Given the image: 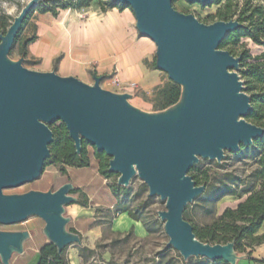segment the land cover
<instances>
[{
  "label": "water",
  "instance_id": "1",
  "mask_svg": "<svg viewBox=\"0 0 264 264\" xmlns=\"http://www.w3.org/2000/svg\"><path fill=\"white\" fill-rule=\"evenodd\" d=\"M211 4L213 0H186ZM43 0H31L6 34H0V224L11 226L38 217L44 234L58 253L81 237L67 230L65 207L77 203L69 182L57 191H30L5 195L37 181L50 158L54 134L61 122L77 154L83 143L104 153L117 185L128 188L138 177L151 198L159 197L166 210L158 212L168 245L184 260L205 258L238 264L245 258L234 242L225 245L200 241L184 214L206 186L189 175L200 159L221 164L226 152L238 153L264 137V128L246 118L254 108L244 91L239 70L242 56L220 49L228 35L243 28L238 20L207 25L173 7V0H113L130 8L139 33L157 48L156 67L181 87L178 103L164 111L146 113L133 106L128 93L101 87L103 77L90 86L75 77L24 67L25 58L10 59L23 24ZM31 235L27 231H0L1 264L23 254Z\"/></svg>",
  "mask_w": 264,
  "mask_h": 264
},
{
  "label": "rangeland",
  "instance_id": "2",
  "mask_svg": "<svg viewBox=\"0 0 264 264\" xmlns=\"http://www.w3.org/2000/svg\"><path fill=\"white\" fill-rule=\"evenodd\" d=\"M30 1L31 0H0V20L3 17H10L14 21ZM226 1L227 0H221L220 5L208 4L203 6L201 4H190L186 0H173V7L183 14L194 15L200 22L210 25L218 21L217 12ZM93 3L110 4L113 3V0H94L91 5ZM79 4H81V0H43L25 25L21 34V40L36 35L33 21L36 20L37 16L43 14L41 13L42 9H56L58 12L64 10V7L75 9ZM238 5L241 6L242 2L238 1ZM127 9L132 12L130 8ZM233 20H236V17ZM13 21L11 22L13 23ZM2 33L3 30L0 29V34ZM241 44H245V50H249L253 56L258 54L259 50H263L256 47L250 39L242 40ZM18 50L19 46H16L15 50L11 52L9 56L11 60L19 61L23 58ZM236 51L239 52L240 49L237 48ZM24 67L29 70L38 71L37 64L28 60V57L25 58ZM165 76L168 78L167 74H165ZM94 83L95 77L94 80L86 84L93 86ZM101 87L107 90L103 87L102 82ZM134 95L139 96L141 92L134 90ZM151 99V97L142 96V101L137 102L132 95L129 102L143 112H159ZM51 126L53 129H59L62 123L57 122ZM87 152L91 167L83 169L86 170L84 171L85 173L80 172V169L57 162V154L51 153L37 181L17 188L5 189L3 193L5 195H20L34 190L44 192L51 190L55 192L64 184L69 182L73 183L81 179L83 182L82 186L85 187V191L88 192V185L90 184V193H97L98 200L103 204L93 208L95 211L92 213L93 219H90V250H93L94 254H84L82 264H164L166 262H175L176 264H211L207 259L203 258H190L184 260L175 249L168 245L169 238L165 233L164 223L158 217V212L166 210V204L164 201H161L159 197L151 198L148 188L145 187L143 181L138 177H135L130 183L129 188L132 189V198L127 202L126 206L134 211L139 205L147 204V208L144 211L145 217L156 224L157 230L155 234L146 238L140 239L133 236L132 229H129L124 223L125 219H119V213L117 212L118 207L115 206L111 210L108 209L105 196L103 195L107 192V188H111L118 180V175L106 179L100 173L101 166L107 164L110 158L106 156L104 161L97 159L95 148L91 145H87ZM246 153L247 152L243 150L238 153L226 152V157L221 163L223 166L222 168L217 167L216 161L204 160L201 158L199 164L196 165L200 169L198 173L202 174V172L206 170L209 171L211 181L214 183L218 182L226 172H233L241 178H247L258 169V166L256 161L250 160ZM64 172L67 174L65 175ZM189 175H196V173L191 172ZM72 196L77 200L78 198L85 200L87 195L79 197L77 195ZM244 200L245 198L238 199L236 197H226L214 205L196 201L188 205L186 214L196 226L201 228L209 225L214 219L220 216L225 209L235 208ZM74 208L75 207L72 205L65 207L64 216L70 219L67 230H70L74 225ZM44 227L45 222L38 217H31L26 222L11 226L0 224V231H27L31 235L30 239L25 243L24 253L21 255L14 254L12 260L16 263L19 261L27 262L41 246L49 243L48 238L44 234ZM78 248V244H73L66 248L65 257L68 264H71L70 255L75 253L76 250H79ZM250 251L251 249L247 250V252ZM80 253L82 255L81 250ZM242 255L245 256V258L241 259L238 264H259L252 261L251 257L247 254ZM252 258L264 260V244L255 249Z\"/></svg>",
  "mask_w": 264,
  "mask_h": 264
},
{
  "label": "trees",
  "instance_id": "3",
  "mask_svg": "<svg viewBox=\"0 0 264 264\" xmlns=\"http://www.w3.org/2000/svg\"><path fill=\"white\" fill-rule=\"evenodd\" d=\"M94 0H81V4L74 10H80L90 7ZM238 1L242 5H238ZM213 5H220L221 0H213ZM103 11L113 9L115 7L125 8L114 3L100 4ZM64 10L68 8L64 7ZM41 13H53L57 15L56 9H42ZM32 16H29V18ZM218 21H231L236 17L243 28L236 30L227 36L220 45V49L229 51L234 56H242L243 60L240 66V76L244 81V91L250 96L251 103L254 108L253 112L247 116V120L259 127L264 128V52L259 56L251 55L249 50H245V44H241L244 39H250L255 45L264 48V0H227L217 12ZM29 18L23 24L22 30L17 37L12 51L19 46V53L22 57L27 58L29 46L36 41L37 36L34 35L27 39L21 40L22 31L27 24ZM12 18L3 17L0 20V29L6 34L8 28L12 24ZM237 48L240 49L237 52ZM154 104L158 111H164L169 107L178 103L181 97V87L173 82H169L163 89L156 92ZM54 141L50 145V152L57 154V162L68 165L69 167L83 169L90 167V161L87 152V143H83L82 152L77 154L74 142L70 139L66 127L62 124L61 128L53 129ZM247 152L250 160L256 161L258 169L249 177L241 178L233 172H226L222 178L214 183L211 181L209 171L199 174V167L194 166L191 175L197 186H206L205 192L196 198L194 202L201 201L203 203L216 204L226 197H236L244 199L235 208H227L224 212L214 219L209 225L198 227L188 217L185 211L184 218L194 228L197 238L208 244H228L234 242L235 250L240 254H247L252 261L264 264V260H256L252 258L255 249L264 244V137L255 141L252 146H241L240 151ZM96 151V150H95ZM97 159L104 161L106 155L96 151ZM109 161L103 164L100 169L101 175L108 179L115 174L108 171ZM222 168L221 164H216ZM66 175L67 173L64 172ZM147 188V186L145 185ZM112 192L117 200L116 206L118 213H127L130 218L135 221H144L146 218L144 211L147 204L139 205L136 210L129 209L126 204L132 198V189L120 187L115 183L111 186ZM80 190L75 189L73 194ZM79 205L88 207V201H79ZM188 207V206H187ZM187 209V208H186ZM144 224H147L144 221ZM153 231H156V224L153 223ZM151 232V228H147ZM74 232L73 230H70ZM251 249L250 252H247ZM66 250V249H65ZM65 250L60 255L57 248L47 243L40 249V259L37 264H68L65 257ZM84 254H94L93 250L87 248L81 249ZM205 259V258H203ZM208 260V259H207ZM211 264H227L223 260L210 261ZM164 264H176L175 262H166Z\"/></svg>",
  "mask_w": 264,
  "mask_h": 264
},
{
  "label": "crops",
  "instance_id": "4",
  "mask_svg": "<svg viewBox=\"0 0 264 264\" xmlns=\"http://www.w3.org/2000/svg\"><path fill=\"white\" fill-rule=\"evenodd\" d=\"M135 19L134 13L127 8L118 6L103 11L99 3L80 10H61L57 15L43 13L33 21L37 39L28 48V60L36 63L40 72L54 71L62 77H75L86 83L96 76L103 77L102 84L107 90L131 94L137 102L142 101V96L151 97L154 103L156 92L170 80L156 67V45L139 33ZM256 47L263 49L255 54L259 56L264 48ZM134 90L140 91L141 95H134ZM83 169L80 172L85 173ZM72 184L80 190L73 195H87L85 200L88 201V207L78 204L85 201L81 198L71 204L75 207V215L70 230L74 232L69 231L81 237L82 245L70 255V259L71 264H82L84 253L81 255L80 250L91 249L90 219H93V208L103 203L98 200L97 193H90V184L88 192L85 191L82 179ZM103 195L107 208L113 209L117 200L112 189L107 188ZM120 218L125 219L124 223L132 229L135 237L141 239L156 233L148 218L143 219L147 226L144 221L133 220L127 213H119ZM148 227L151 232H148ZM40 249L27 262L11 260V264H37Z\"/></svg>",
  "mask_w": 264,
  "mask_h": 264
},
{
  "label": "built area",
  "instance_id": "5",
  "mask_svg": "<svg viewBox=\"0 0 264 264\" xmlns=\"http://www.w3.org/2000/svg\"><path fill=\"white\" fill-rule=\"evenodd\" d=\"M133 86H134V84H133Z\"/></svg>",
  "mask_w": 264,
  "mask_h": 264
}]
</instances>
